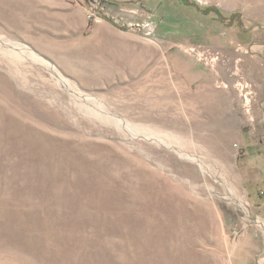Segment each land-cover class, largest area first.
I'll return each mask as SVG.
<instances>
[{
  "label": "rangeland",
  "instance_id": "rangeland-1",
  "mask_svg": "<svg viewBox=\"0 0 264 264\" xmlns=\"http://www.w3.org/2000/svg\"><path fill=\"white\" fill-rule=\"evenodd\" d=\"M191 3L0 0V264H264V0Z\"/></svg>",
  "mask_w": 264,
  "mask_h": 264
},
{
  "label": "trees",
  "instance_id": "trees-1",
  "mask_svg": "<svg viewBox=\"0 0 264 264\" xmlns=\"http://www.w3.org/2000/svg\"><path fill=\"white\" fill-rule=\"evenodd\" d=\"M183 1H184V3L187 4V5H193V3H191V0H183ZM194 5H196V4H194ZM196 6H197V5H196ZM211 12H215V13L217 14V16H218V19L224 21L225 17H224L223 14L221 13V11H219V10H217V9H213V8H207V10L205 11L206 14H209V13H211ZM236 17H238L237 14H232V15L230 16L231 21H234V20L236 19Z\"/></svg>",
  "mask_w": 264,
  "mask_h": 264
}]
</instances>
